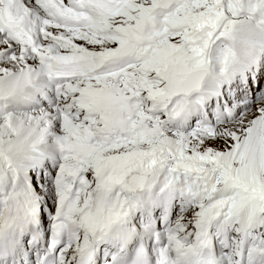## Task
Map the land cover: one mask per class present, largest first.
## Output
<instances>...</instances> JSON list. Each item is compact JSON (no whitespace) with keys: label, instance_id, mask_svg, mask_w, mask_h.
Segmentation results:
<instances>
[{"label":"snow or ice","instance_id":"6c2138e0","mask_svg":"<svg viewBox=\"0 0 264 264\" xmlns=\"http://www.w3.org/2000/svg\"><path fill=\"white\" fill-rule=\"evenodd\" d=\"M0 264H264V0H0Z\"/></svg>","mask_w":264,"mask_h":264}]
</instances>
